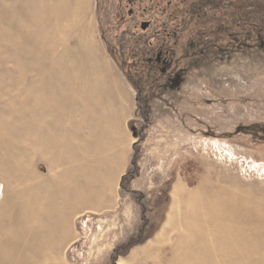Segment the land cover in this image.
I'll use <instances>...</instances> for the list:
<instances>
[{"label": "rangeland", "instance_id": "obj_1", "mask_svg": "<svg viewBox=\"0 0 264 264\" xmlns=\"http://www.w3.org/2000/svg\"><path fill=\"white\" fill-rule=\"evenodd\" d=\"M196 1L85 0V14L56 28L63 0H0V205H12L0 214V264H47L34 246L63 243L37 213L50 209L53 176L40 158L57 145L55 127L62 135L91 113L55 124L59 104L76 98L86 107L98 94L87 85L116 73L138 98L129 175L117 209L80 218L74 243L54 251L53 264H264V136L248 133L264 124V38L248 37L243 24L217 32L208 16L198 26ZM37 10L52 18L39 36ZM166 27L179 30L169 44L184 74L178 86L145 87V65L135 74V63L156 52L154 34L166 36Z\"/></svg>", "mask_w": 264, "mask_h": 264}, {"label": "crops", "instance_id": "obj_2", "mask_svg": "<svg viewBox=\"0 0 264 264\" xmlns=\"http://www.w3.org/2000/svg\"><path fill=\"white\" fill-rule=\"evenodd\" d=\"M92 55L93 60L97 62L94 65H101L100 61L95 60V55ZM94 69L96 73L98 67ZM107 75H98L95 82L87 85L98 94L89 95V98L95 99L92 103L86 104V107L83 104L75 105L76 98H71L72 102L62 101L59 104L62 110L54 114L55 124L73 117L79 124L82 119L80 111L83 108L90 110L91 113L89 112L85 119L86 124H81L79 128L69 126L66 131H61L62 135H56L55 127L51 137L57 145L51 148V152L45 149V157L40 158L45 160L48 171L53 173L52 180L50 176L48 177L51 181V201L50 209L45 207V211L35 212L48 218L49 225H53L51 232L64 236L61 245L54 246L51 243L34 246V251L40 250L45 253L47 264L55 263L53 257L57 255L54 256V251L64 252L66 247L72 246L74 236L77 234V221L80 218L86 216L101 218L117 209L120 180L126 174V160L132 154L134 143L128 122L134 119L138 98L125 75L116 73L114 78ZM105 88L108 90L102 92ZM85 92L88 93L89 90L86 89ZM112 124H115L114 130ZM62 137L64 142L60 147ZM39 152L42 154L43 151ZM95 159L100 162H94ZM33 189L31 185V203L33 198H37L32 197ZM61 261L66 259L63 258Z\"/></svg>", "mask_w": 264, "mask_h": 264}, {"label": "trees", "instance_id": "obj_3", "mask_svg": "<svg viewBox=\"0 0 264 264\" xmlns=\"http://www.w3.org/2000/svg\"><path fill=\"white\" fill-rule=\"evenodd\" d=\"M245 6H241L242 0H197L198 7L193 8L191 17L200 26L203 24L204 19L208 27H215L218 32L219 29L227 28L230 33L239 24H243L242 27L246 29L248 37H252L254 34L261 35L264 38V0H244ZM195 4V5H196ZM193 6V5H192ZM190 22H183V25ZM167 32L177 33L179 38V30L171 31L168 27L165 28ZM166 32V33H167ZM226 36V34H224ZM253 137L256 134H263L264 136V124L255 125L249 128ZM129 174L125 175L123 179H126ZM139 244L138 240L136 244Z\"/></svg>", "mask_w": 264, "mask_h": 264}, {"label": "flooded vegetation", "instance_id": "obj_4", "mask_svg": "<svg viewBox=\"0 0 264 264\" xmlns=\"http://www.w3.org/2000/svg\"><path fill=\"white\" fill-rule=\"evenodd\" d=\"M136 1L137 0H129V4L134 6L136 4ZM131 14L132 11L129 12V15ZM165 32H167V30ZM158 34L159 35L154 34L155 42H161L162 45L158 49H156V52H152L150 55L144 56L145 60H139L135 63V74H138L140 63H144L145 66L143 68L146 69L147 74L146 79H144L143 82L145 87L157 85L159 86V88L163 89L165 87L168 88L178 86L180 84L179 80L184 74V70H182L181 68H177V64L173 55L174 49L171 48V44H169L171 40L175 41L178 38L177 33L167 32L166 36L160 34L159 32Z\"/></svg>", "mask_w": 264, "mask_h": 264}, {"label": "bare ground", "instance_id": "obj_5", "mask_svg": "<svg viewBox=\"0 0 264 264\" xmlns=\"http://www.w3.org/2000/svg\"><path fill=\"white\" fill-rule=\"evenodd\" d=\"M78 1V7H77V9L76 8H74L73 9V11H72V6H71V4H72V0H63V3H61L60 4V6H59V13H58V17H57V19H56V21H55V24H56V28L59 26V23L61 24V22L62 21H69L70 23H75V21L82 15V14H85V10H84V8L82 7V6H84V5H82L81 6V8H80V3L81 2H84L85 0H76V2ZM75 2V3H76ZM37 7V6H36ZM38 12L34 15V20H35V23H36V28H35V33H36V35L37 36H39L40 35V33H43V27H45V26H47L51 21H52V18L51 17H48L47 18V15L45 16L44 14H41V13H39V10H37ZM49 11H50V14H53V10H50L49 9ZM77 14V15H76ZM68 26H69V24H68ZM52 35H53V38H54V31L51 33ZM55 40V39H54ZM64 42H63V45H62V43H61V45L64 47L65 46V44H66V41H65V39L63 40ZM59 43V42H58ZM109 78H112L111 76H110V74H108L107 75ZM119 92H120V90L119 89H117ZM35 111V110H34ZM17 115H19V114H17ZM28 116H29V120H31V127L29 128V130H30V133H32L33 134V125H34V113H33V109H32V107H31V109L29 110V112H28ZM29 133V134H30ZM30 140H31V135H30ZM34 153V152H33ZM11 196H10V198L12 199V203L15 201V200H17V202L18 201H20L19 200V196H18V199H16V196H14V194H10ZM1 196H2V194H1ZM14 204H16L15 202H14ZM18 204H19V208H18V212H19V214L22 216V215H24L25 214V211H24V209L21 207V202H18ZM1 206L2 205H0V209H1V213L0 214H5V213H7V212H9V211H11V209H12V205H10L9 206V210L8 211H6V209H5V207L4 208H1ZM28 210V209H27ZM13 211V210H12ZM119 264H124L123 262H120Z\"/></svg>", "mask_w": 264, "mask_h": 264}, {"label": "water", "instance_id": "obj_6", "mask_svg": "<svg viewBox=\"0 0 264 264\" xmlns=\"http://www.w3.org/2000/svg\"><path fill=\"white\" fill-rule=\"evenodd\" d=\"M149 23H143L142 24V26H141V29L143 30V31H145V30H147V28L149 27Z\"/></svg>", "mask_w": 264, "mask_h": 264}]
</instances>
